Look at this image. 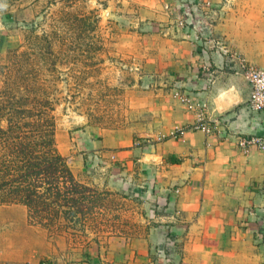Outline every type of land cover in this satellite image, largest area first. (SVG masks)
<instances>
[{"label":"rangeland","instance_id":"obj_1","mask_svg":"<svg viewBox=\"0 0 264 264\" xmlns=\"http://www.w3.org/2000/svg\"><path fill=\"white\" fill-rule=\"evenodd\" d=\"M251 38L261 53L248 61L236 49ZM213 52L240 73L242 63L264 66V0H0V99L29 92L46 102L76 179L109 193L103 216L75 237L0 205V264H107L106 252L145 239L160 223L154 191L137 189L151 183L143 166L161 164L155 141L173 127L172 112L186 110L171 94L170 68ZM127 131L138 154L112 162L98 150L108 139L127 148ZM112 177L128 189L106 187Z\"/></svg>","mask_w":264,"mask_h":264},{"label":"crops","instance_id":"obj_2","mask_svg":"<svg viewBox=\"0 0 264 264\" xmlns=\"http://www.w3.org/2000/svg\"><path fill=\"white\" fill-rule=\"evenodd\" d=\"M189 33L192 36L193 32ZM260 46V42L251 38L236 53L248 61L254 60L261 53ZM228 61V57L218 52L190 53L172 63L168 81L171 87L177 80L192 85L194 94L206 102L209 118L229 117L228 130L242 137L259 136L264 133V113L254 115L248 110L250 87L239 65L232 66ZM204 63L211 67L208 73H201ZM205 78L213 81L210 87L204 86ZM172 113L167 120L173 127L162 130L168 133L167 137L155 141L161 164L153 167L145 164L144 178L150 176L151 183L137 188L141 192L150 187L156 194L153 201L157 211L154 210L152 218L160 224L145 239L106 252L105 261L264 264V149L239 148L234 138L221 134L186 130L179 135L176 132L192 124L194 115L184 109ZM128 133L131 135L126 139L127 148L120 150L117 139H108L98 150L104 151L112 162L138 154L140 149L130 145L133 132ZM157 133L152 134L154 140H158ZM112 178L106 187L117 191L128 189V184ZM84 260L73 264H92L89 258Z\"/></svg>","mask_w":264,"mask_h":264},{"label":"trees","instance_id":"obj_3","mask_svg":"<svg viewBox=\"0 0 264 264\" xmlns=\"http://www.w3.org/2000/svg\"><path fill=\"white\" fill-rule=\"evenodd\" d=\"M51 111L29 92L0 99V205H21L30 223L75 237L103 216L109 193L76 179L57 150Z\"/></svg>","mask_w":264,"mask_h":264},{"label":"built area","instance_id":"obj_4","mask_svg":"<svg viewBox=\"0 0 264 264\" xmlns=\"http://www.w3.org/2000/svg\"><path fill=\"white\" fill-rule=\"evenodd\" d=\"M240 67L242 76L250 87L247 100L248 110L254 115L264 113V66L252 67L242 63ZM203 81L205 87H210L213 84L210 78H205ZM171 92L175 99L184 104L185 109L194 115V122L179 129L177 134L182 135L186 130L201 131L206 135L221 134L225 138H234L239 148L246 149L249 146H256L259 149H264V133L259 136L242 137L228 130V116L209 118L206 102L194 94L192 85L177 80L174 82Z\"/></svg>","mask_w":264,"mask_h":264}]
</instances>
